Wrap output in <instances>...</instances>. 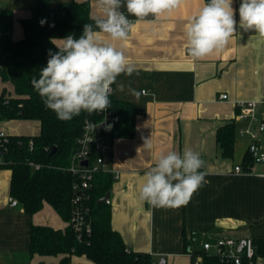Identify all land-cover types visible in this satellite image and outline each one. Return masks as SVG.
I'll return each instance as SVG.
<instances>
[{
	"label": "crops",
	"instance_id": "0c3cea01",
	"mask_svg": "<svg viewBox=\"0 0 264 264\" xmlns=\"http://www.w3.org/2000/svg\"><path fill=\"white\" fill-rule=\"evenodd\" d=\"M37 1L0 0V10L13 16V39L22 38L19 20L31 15ZM63 1L67 0H47L50 6ZM87 1L91 16L98 15L96 0ZM241 2L233 0L232 5L237 32L222 52L202 59L190 56L185 28L204 0H186L170 16L139 22L122 7L133 21L132 29L126 39L109 41L135 69L131 76L117 77L124 88L113 84L111 94L138 109L133 137L110 139L108 165L117 174L110 188L111 225L130 250L147 252L155 262L193 264L190 250L200 252L201 241L214 236L264 238V164L251 163L236 173L233 168L241 165L249 140L237 135L231 158L223 157L216 143L217 129L234 118L236 101H260L259 110H264V37L239 28ZM64 38H55L54 43ZM100 39L109 38L100 34ZM129 85L142 90L139 99L128 91ZM4 89L12 93V85L0 79V94ZM221 94L227 98L220 100ZM145 139L152 140V149L143 148ZM169 150L198 153L208 183L187 205L156 208L142 201L139 193L155 156ZM10 177V170L0 167V264L57 262L60 255L30 254V227L64 229L67 222L48 203L31 215L20 203L12 206ZM80 263L89 261L72 257L71 264ZM254 264H264V257L255 258Z\"/></svg>",
	"mask_w": 264,
	"mask_h": 264
},
{
	"label": "trees",
	"instance_id": "16d2710c",
	"mask_svg": "<svg viewBox=\"0 0 264 264\" xmlns=\"http://www.w3.org/2000/svg\"><path fill=\"white\" fill-rule=\"evenodd\" d=\"M90 17L87 0H67L55 6H50L47 0H38L31 15L19 20L23 36L15 40L12 37V13L0 10V79L12 85V93L4 89L0 94L1 119L38 124L33 134L10 135L4 153L5 162L0 167L10 170L11 199H16L28 214L37 212L43 203H48L67 222L64 229L32 224L29 236L31 255L61 256L50 264H71L73 256H83L89 261L80 264H158L159 261H153L147 252L130 250L119 232L112 228L110 202H96L110 190L114 181L111 173L102 172L94 177L88 202L90 234L78 240L68 223L73 178L65 167L75 151L84 120H96L100 115L82 111L71 121L57 119L52 110L45 108L31 80L39 78L40 70L46 67L49 50L53 53L59 51L54 39L68 35L79 38L83 26L93 23ZM109 99L112 114L109 138L133 137L138 109L133 103L116 99L112 94ZM236 136L237 124L233 119L217 129L216 143L223 157L233 156ZM251 163L253 159L247 151L241 162L243 170ZM253 244L255 257H264V238H254ZM190 253L193 257H201L200 264H227L201 251L190 250Z\"/></svg>",
	"mask_w": 264,
	"mask_h": 264
},
{
	"label": "clouds",
	"instance_id": "9594fccd",
	"mask_svg": "<svg viewBox=\"0 0 264 264\" xmlns=\"http://www.w3.org/2000/svg\"><path fill=\"white\" fill-rule=\"evenodd\" d=\"M186 0H96L100 13L91 16L93 23L83 26V33L76 38L68 35L55 43L59 51L49 50L46 67L31 84L43 100L46 109L52 110L57 119L71 121L82 111L89 114L103 112L111 105L109 96L121 74L131 76L135 71L125 53L109 41L128 37L133 21L148 17L160 19L170 16ZM233 0H207L191 16L185 28L187 49L193 59L222 52L237 32ZM239 28L254 31L264 37V0H242L239 9ZM151 22V21H148ZM100 34L108 37L101 40ZM128 91L137 99L142 94L131 88ZM143 148L152 149L151 139H145ZM204 161L192 150L179 154L169 150L155 156V164L146 173L139 198L156 208H178L187 205L194 193L208 181L200 171Z\"/></svg>",
	"mask_w": 264,
	"mask_h": 264
},
{
	"label": "built area",
	"instance_id": "2783aa9c",
	"mask_svg": "<svg viewBox=\"0 0 264 264\" xmlns=\"http://www.w3.org/2000/svg\"><path fill=\"white\" fill-rule=\"evenodd\" d=\"M227 98L221 94L220 100ZM260 101H236V113L233 120L237 123V135L249 140L248 151L253 163L264 164V110H259ZM100 118L84 120L82 132L76 139L75 151L72 153L68 166L65 167L71 176L70 216L68 223L78 240L85 239L91 232L89 217L90 190L96 174L108 172L117 178L116 172L109 167L108 160L112 154L111 111L109 107L103 112H97ZM0 120L1 115H0ZM10 134L0 130V165L4 164V153ZM86 161V164H83ZM236 173L244 172L240 164L233 168ZM16 199H11L12 206L18 205ZM244 240L240 250L237 249ZM200 251L209 256L217 257L227 264H254L255 248L250 237L214 236L201 241ZM201 257L193 258V264H200Z\"/></svg>",
	"mask_w": 264,
	"mask_h": 264
},
{
	"label": "rangeland",
	"instance_id": "374dc122",
	"mask_svg": "<svg viewBox=\"0 0 264 264\" xmlns=\"http://www.w3.org/2000/svg\"><path fill=\"white\" fill-rule=\"evenodd\" d=\"M6 87L9 89L8 85ZM0 130H3L7 134H33L37 130V124L31 121L14 120L3 121L0 120Z\"/></svg>",
	"mask_w": 264,
	"mask_h": 264
},
{
	"label": "water",
	"instance_id": "95a60500",
	"mask_svg": "<svg viewBox=\"0 0 264 264\" xmlns=\"http://www.w3.org/2000/svg\"><path fill=\"white\" fill-rule=\"evenodd\" d=\"M83 164H86V161H83ZM97 203H109L110 202V190H108L104 196L100 197L96 201ZM244 240H241L240 244L238 245L237 249L240 250ZM163 259H161L158 264H162Z\"/></svg>",
	"mask_w": 264,
	"mask_h": 264
}]
</instances>
